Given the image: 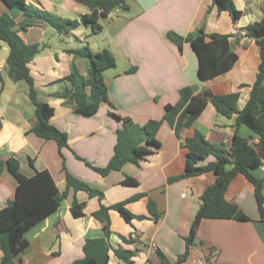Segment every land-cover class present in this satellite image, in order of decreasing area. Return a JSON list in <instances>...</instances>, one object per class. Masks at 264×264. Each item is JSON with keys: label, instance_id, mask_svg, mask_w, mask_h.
<instances>
[{"label": "crops", "instance_id": "0c3cea01", "mask_svg": "<svg viewBox=\"0 0 264 264\" xmlns=\"http://www.w3.org/2000/svg\"><path fill=\"white\" fill-rule=\"evenodd\" d=\"M26 1L69 19H80L88 12L86 6L74 0ZM233 3L242 12L236 22L228 12L218 11L211 0H126L127 10L119 8L100 17L101 29L92 33L95 39L91 41L87 38L89 26L81 24L60 33L43 21L23 17L20 10L15 8L14 11L0 0V14H10L16 27L23 21H31L19 34L26 43L41 45L28 63L33 85L39 99L53 107L50 122L67 134L68 143L61 148L60 155L54 140H45L30 131L35 111L27 95V84L14 82L7 73L3 74L4 66L0 71V157L17 159L19 170L26 176L33 175L35 170H47L60 192L66 190V171L103 192L99 200L96 196L89 197L84 190L74 192L69 187L58 208L25 231L28 244L16 255L18 264H71L83 256L85 244L90 245L94 257L101 261L104 232L93 211L100 204L109 206L139 193L142 195L127 202L125 207L132 214L146 215V218H132L127 222L115 209H108V264L173 263L184 252V237L191 231L196 240L180 264H197L198 261L264 264V222L259 219L253 186L244 175L234 176L225 197L250 218L246 221L194 219L201 193L215 179L212 172L171 179L184 172L188 150L185 139L193 130L229 150L236 114L225 117L208 102L192 126L179 134L163 121L156 133L159 145L149 146L153 150L151 154L138 164L125 162L119 170H111L107 175L99 174L84 161L104 167L113 155L116 131L122 126V121L113 113L138 124L161 119L165 105L176 103L179 89L184 86H188L192 94L238 92L236 107L244 106L261 61L259 47L253 39L234 40L240 35L230 36L237 60L228 71L201 81L197 75V57L189 43L184 42L178 48L166 37L167 31L185 36L199 26H203L206 33H229L232 27L243 32L248 23L260 19L264 9V0H233ZM82 36L85 40L80 39ZM85 44L92 51L108 49L116 60L114 67L103 71L108 102H101L92 114H83L74 108L70 97L72 83L66 79L73 67L80 76L87 75V59L66 52ZM7 54L8 47L0 40V60L4 65ZM119 56L124 65L119 66ZM132 66L135 71L126 72ZM236 133L252 143L258 140V135L242 123ZM214 160L210 155L200 163ZM232 167L231 162L225 165L227 170ZM251 172L258 179L264 177L259 167ZM127 176L136 179L137 184H122ZM15 187L14 176L5 167L0 175V208L14 198ZM182 192L186 193L185 197L180 196ZM262 194L264 197V182ZM74 196L77 202L74 208L83 213L80 216H73L70 211ZM149 200L155 203L160 214L156 221L147 210ZM133 231L138 237L130 240ZM114 249L134 251L131 262L118 258Z\"/></svg>", "mask_w": 264, "mask_h": 264}, {"label": "trees", "instance_id": "16d2710c", "mask_svg": "<svg viewBox=\"0 0 264 264\" xmlns=\"http://www.w3.org/2000/svg\"><path fill=\"white\" fill-rule=\"evenodd\" d=\"M2 1L8 6L20 10L23 17L43 21L60 33H67L81 24L89 26L91 33H96L101 29L99 23L101 16L112 12L113 9L127 10L126 0H74L86 6L88 12L81 15L80 19H69L57 16L26 0ZM211 4L218 11L228 12L233 22H236L242 15V12L234 5L233 0H211ZM16 24L15 19L10 14L6 12L0 14V40L5 42L8 47L5 60L6 73L12 81H24L27 84V95L35 111V122L30 131L45 140H54L60 155H62L61 148L68 145L67 134L50 122L54 109L48 102L39 99L28 68L29 61L40 51L41 45L39 43H26L19 34L20 30H25L31 25L30 20L21 22L17 27ZM244 34L258 45L261 61L255 80L250 86L249 97L241 109L236 107L238 92L217 95L204 91L201 94H192L191 89L184 86L179 89L177 102L165 105V114L161 119H148L143 124H138L127 117L113 113L116 118L122 121V126L116 131L113 155L104 167L92 166L83 159L85 163L101 175H107L111 170H119L125 162L138 164L141 159L153 152L149 146L159 145L156 133L163 121L173 126L175 133L179 134L181 130L192 126L205 105L210 102L215 110L225 117L236 114L231 148L226 151L223 144H213L200 131L193 130L192 135L185 139V146L188 150L184 172L171 179L212 172L215 179L201 193L200 204L195 211L194 219L219 218L246 221L250 218L236 203L225 197L229 182L236 174H242L253 186L259 219L264 222V197L262 194L264 177L258 179L251 172V170L262 165L264 160V9L259 20L248 23L244 27ZM166 37L178 48H181L184 42L189 43L197 57V75L201 81H207L228 71L238 57L232 48L229 33H206L204 27L199 26L185 36L174 31H167ZM239 38L240 36L235 37L234 40ZM66 52L79 58H85L89 63L86 76H80L73 67L66 79L72 83L70 97L73 100L74 108L83 114H92L97 111L101 102H108L103 71L116 65L115 57L108 49L92 51L86 44L66 49ZM135 69L132 66L126 72H133ZM241 123L258 135L256 143H252L236 133V128ZM210 155L214 156V161L205 164L200 163ZM230 162L233 167L229 170L225 169V165ZM29 163L30 165L33 164L31 159H29ZM5 167L14 176L16 187L14 198L0 208V264H18L15 257L28 244L24 236L25 231L56 210L61 200L66 196L69 187H72L74 192L84 190L89 197L96 196L99 200L103 196L101 190L73 177L67 171L65 172L66 190L60 192L47 170H35L33 175L26 176L19 170L17 159L9 157L3 160L0 157V175ZM121 183L134 185L137 184V181L127 176ZM141 195V193L136 194L109 206L100 204L92 215L102 223L104 232L103 259L98 261L92 254L90 245L85 244L83 256L75 259L71 264H108L107 239L110 234L108 209H115L127 222L132 218H146V215L132 214L125 207L127 202L136 200ZM76 204L74 196L70 211L73 216H80L83 213L74 208ZM147 210L153 220H158L160 214L153 201L147 202ZM129 239L132 240L130 236ZM195 240L192 231L187 234L184 237V252L177 256L175 262L170 264L183 262ZM114 253L125 263H130V257L134 251L114 249ZM158 254L162 258V254L159 252Z\"/></svg>", "mask_w": 264, "mask_h": 264}, {"label": "built area", "instance_id": "2783aa9c", "mask_svg": "<svg viewBox=\"0 0 264 264\" xmlns=\"http://www.w3.org/2000/svg\"><path fill=\"white\" fill-rule=\"evenodd\" d=\"M229 34H230V36L240 35V38H241L242 40H249V39H250L249 37L245 36L244 31L241 32V31H239L236 27H232V28L230 29V31H229ZM4 66H5V65H4V62L0 60V71L3 70ZM259 168H260V171L264 174V162H263L262 165L259 166ZM180 196H181V197H185V196H186V193L182 192ZM137 237H138V236H137V234L135 233V231H133V232L130 234V238H132V239L137 238ZM197 264H203V262H202V261H198Z\"/></svg>", "mask_w": 264, "mask_h": 264}, {"label": "rangeland", "instance_id": "374dc122", "mask_svg": "<svg viewBox=\"0 0 264 264\" xmlns=\"http://www.w3.org/2000/svg\"><path fill=\"white\" fill-rule=\"evenodd\" d=\"M12 10H16L15 8H12ZM51 29V28H50ZM87 31H88V33H89V36L87 37L88 39H90L91 41H93V39H95V37L92 35V33H91V30H90V27H88L87 28ZM85 38L86 37H80V39L81 40H85ZM118 64H119V66H121V65H124L125 63H123V61H122V59H121V57L119 56L118 57ZM6 73V71L3 73V74H5ZM22 83H24V81H21Z\"/></svg>", "mask_w": 264, "mask_h": 264}, {"label": "water", "instance_id": "95a60500", "mask_svg": "<svg viewBox=\"0 0 264 264\" xmlns=\"http://www.w3.org/2000/svg\"><path fill=\"white\" fill-rule=\"evenodd\" d=\"M118 10H120V9H119V8H118L117 10H116V9H113L112 12L114 13V12H116V11H118Z\"/></svg>", "mask_w": 264, "mask_h": 264}]
</instances>
